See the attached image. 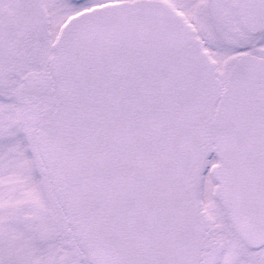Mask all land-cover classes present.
I'll return each mask as SVG.
<instances>
[{
    "label": "snow or ice",
    "instance_id": "6c2138e0",
    "mask_svg": "<svg viewBox=\"0 0 264 264\" xmlns=\"http://www.w3.org/2000/svg\"><path fill=\"white\" fill-rule=\"evenodd\" d=\"M0 264H264V0H0Z\"/></svg>",
    "mask_w": 264,
    "mask_h": 264
}]
</instances>
